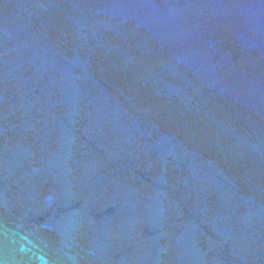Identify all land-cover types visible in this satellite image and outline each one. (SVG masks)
I'll use <instances>...</instances> for the list:
<instances>
[{"label":"water","instance_id":"1","mask_svg":"<svg viewBox=\"0 0 264 264\" xmlns=\"http://www.w3.org/2000/svg\"><path fill=\"white\" fill-rule=\"evenodd\" d=\"M0 264H264V0H0Z\"/></svg>","mask_w":264,"mask_h":264}]
</instances>
